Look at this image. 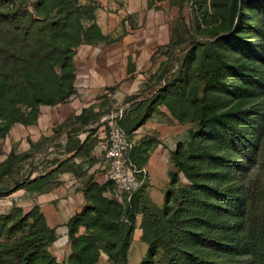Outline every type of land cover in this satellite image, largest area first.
Returning a JSON list of instances; mask_svg holds the SVG:
<instances>
[{
	"label": "trees",
	"instance_id": "1",
	"mask_svg": "<svg viewBox=\"0 0 264 264\" xmlns=\"http://www.w3.org/2000/svg\"><path fill=\"white\" fill-rule=\"evenodd\" d=\"M160 1L146 0V6ZM166 1L178 6L185 2L186 18L172 17L168 39L156 44L148 58L157 53L166 57L143 79L140 90L125 97L128 105L119 123L128 134L150 116L155 104L162 103L177 121L196 119L198 127L189 130L184 144L177 142L169 151L175 169L168 171L162 206L141 202L140 239L147 247L136 264H153L158 250L168 257L167 264H264V180L260 189L255 187L264 170V102L250 111L240 104L242 90L249 88L251 95L252 85L260 81L255 74L260 72L256 67L261 56L254 57L250 49L235 41L247 57L246 62L233 66L238 77L235 98L220 106L215 92L226 60L225 51L217 45L220 39L230 40L238 26L244 25L248 1L229 0L228 7H215L214 12L222 20L212 26L206 18L212 0ZM94 8L91 3L77 0H37L31 10L20 0H0V138L15 122L34 123L40 104L60 103L75 92L74 48L106 38L94 21ZM262 10L264 16V7ZM256 17L246 22L251 36L260 35L264 29H260ZM82 19L89 22L84 24ZM205 32L221 37L201 41ZM258 46L261 49L263 44ZM125 70L124 78L133 76L134 63L129 55ZM117 85L115 82L105 88L113 91ZM94 106H82L78 113L53 125L50 135L42 137L49 141L64 132L66 157L54 159L49 169L0 185V196L18 188L49 189L45 187L48 177L57 170L77 175L76 165L68 163L77 153L92 161V141L87 135L73 139L70 128L95 117L98 112ZM245 121L254 127L250 134L243 127ZM29 142L30 147L39 144L38 140ZM219 147L225 149L222 166L216 162L214 152ZM26 153L10 147L0 160V179ZM177 171L188 184L178 181ZM142 187L122 204L110 195L113 186L109 180L97 181L88 175L80 187L84 203L65 221L70 241L65 260H57L46 251L56 233L54 226L45 222L38 204L25 211L14 205L10 211L0 213V264H96L94 239L105 242L107 264H127L134 208ZM254 190L262 196L257 204L252 197ZM82 223L89 237L76 234Z\"/></svg>",
	"mask_w": 264,
	"mask_h": 264
},
{
	"label": "rangeland",
	"instance_id": "2",
	"mask_svg": "<svg viewBox=\"0 0 264 264\" xmlns=\"http://www.w3.org/2000/svg\"><path fill=\"white\" fill-rule=\"evenodd\" d=\"M19 1V0H18ZM24 2L31 10L33 3L37 0H20ZM79 3H91L95 6L96 9L97 2L100 5L98 0H77ZM130 1V0H129ZM240 1V0H238ZM248 1L246 6V12H244V25L238 26L236 34L233 35L230 40L220 39L218 47L225 51L226 60L225 64L222 65L219 72V82L215 88L216 94H219L218 104L224 105L230 103L235 98V84L238 81V77L234 72V65L239 61L246 62L247 57L237 49L235 41H240L247 49L253 53V56H261L264 59V16L262 7H264V0H245ZM108 2V0H107ZM128 0H111L110 7L107 12V18L103 17V11L100 12V22L103 28H108L107 36L114 37L115 41L120 40L121 36L124 35L127 31L131 33L129 43L134 45V50L142 51L143 53L148 50V55L151 54L154 46L159 43H163L168 39L169 30H170V21L172 17L176 15H182L186 18L187 14V5L182 3L178 6L176 4H169L166 0L156 2L151 7L146 6V0L141 1L139 8L135 10H129L127 8ZM229 0L222 2L221 0H212L210 1V6L207 7L206 18L208 20V25H214L217 21L222 20V16H218L214 12L215 7H228ZM106 6V7H107ZM138 9L140 10L138 13ZM93 10V12H94ZM139 15V17H138ZM254 15L256 17L258 26L260 29H263L260 35L251 36L250 25L246 22L252 18ZM88 20L82 19V23L86 24ZM104 22V23H103ZM128 33V34H129ZM217 35L212 36V33L205 32L201 37V41H205L210 38H215ZM221 37V36H218ZM259 43L263 44V47L260 49L258 46ZM136 47V48H135ZM257 56V57H258ZM166 55L157 53L150 60L147 59V62L141 61L140 67L142 69L138 70L139 76L128 86V92L118 91L114 92L103 87L105 92L101 90L100 94H97L95 97L97 100L94 102L96 104V109L98 114L95 117L88 119V123L79 125L76 127H71L70 130L71 137L73 139H82L87 135L89 141H92V151L91 156L93 160L81 154L77 153L74 156L69 158L68 163H74L76 165L75 170L77 175L71 172L76 178L75 183L69 185L70 195L72 198H67L66 196L61 195V189L58 188L61 180L58 178L63 170H57L50 174L48 181L46 182L45 187L48 188H58L59 196H56L54 199L57 200L58 205L55 213L51 210L50 206H44V212L46 214L47 220L45 222L54 226V228L63 229V232L56 233L55 239L46 246V251L49 255H53L57 260H65L67 254L70 251V241L66 235V226L65 221L68 218L69 212H74L77 209H80L84 203V199H79L77 191L82 185V181L88 176L91 175L93 179L103 180L104 170L101 167L98 156L95 154L98 150L97 142L99 140L98 131L105 127V122L102 123L99 119L102 115L113 111L117 107L121 106L123 109L128 105L124 102L125 97L128 94L134 93L142 87L143 79L148 76L157 66L158 62L164 59ZM257 58L260 61L256 71V78L260 81H255L252 85L253 91L250 95V90L243 89L241 92L240 104H243V108L247 111L251 110V107L257 104L264 102V85H261V82L264 80L263 71H264V60ZM252 67V66H251ZM262 78V79H261ZM109 93V94H108ZM126 93V94H124ZM68 100V98L66 99ZM63 100L62 102H65ZM60 102V103H62ZM20 108H23L22 104H18ZM63 107V106H62ZM52 115L54 117L48 122L47 127L55 125L67 120L72 113L60 117L61 113L56 108H52ZM122 109V110H123ZM123 113V112H122ZM45 114V112H42ZM64 114V112H62ZM251 118H248L250 121ZM249 121H245L244 126L246 134L253 132V128ZM52 127V126H51ZM198 127L197 120L191 119L184 122L177 121L169 112L167 107L162 103H157L152 108L150 116L143 121L137 128L127 134V136L132 140L133 147L129 152L130 159L136 163V161L143 160L141 164L145 167L147 172V179L143 187L140 189L141 196L135 204L134 211V222L133 229L131 232V238L129 240V245L126 250V263L127 264H136L141 258H143L146 251L147 243L140 239L142 232V227L140 225L141 221V202L149 205L151 207L160 208L163 203V193L168 187V171L174 170L175 167L172 164L169 158V151L174 148L177 142L185 143L189 136V130H195ZM123 129V128H122ZM29 132L26 125L21 126V123H13L5 136L0 138V160L5 156V153L9 150L10 147H13L16 152L27 151V153L20 159L15 160L13 164L8 168V171L3 173L0 179L1 186L10 185L13 181L19 180L27 175H34L39 171L49 169L53 165V160L63 159L68 155V152L65 151L66 145V134L63 132L49 141H43V135L38 136V138L31 140L28 136ZM31 141H39V144H34L30 147ZM217 155L216 162L223 164L221 162V156L225 154V149L219 147L214 151ZM151 156V159L148 158ZM137 164V163H136ZM32 169H36L31 173ZM70 172V171H69ZM222 172V171H220ZM178 181L181 184H188V180L183 176L181 171H177ZM264 180V170L258 175L257 182L255 187L260 189L259 185ZM28 192H41L36 190H29L23 188ZM42 190V191H46ZM110 194V193H109ZM111 196H114V190H111ZM253 201L255 204L261 201L262 196L259 194L258 190L252 192ZM66 197V204H61L59 198ZM22 201V205L16 204V202ZM25 199L21 198V195L18 196H0V213H6L14 205H18L22 208L23 211L27 210L31 205L36 204H26L28 201L24 202ZM56 203V204H57ZM52 224V225H51ZM87 230L84 227V224H79L77 227L76 234H86ZM87 237L88 234H86ZM94 244L98 249V255L96 258V264H107V255L103 251L105 242L94 239ZM153 264H167L168 257L163 255V253L158 250L155 253V259Z\"/></svg>",
	"mask_w": 264,
	"mask_h": 264
},
{
	"label": "crops",
	"instance_id": "3",
	"mask_svg": "<svg viewBox=\"0 0 264 264\" xmlns=\"http://www.w3.org/2000/svg\"><path fill=\"white\" fill-rule=\"evenodd\" d=\"M98 1L100 2V5L97 2L96 9L94 10V21L106 38L105 40L92 43H80L74 48L72 60L75 67L73 79L75 92L69 95L68 100L65 102L53 105L40 104L38 106L39 112L36 121L26 125L29 132L28 136L31 140L38 138L40 135L48 136L52 133L51 126L53 125L47 127L48 122L54 117V115L51 114L53 111L52 108L58 109L61 113L60 117L62 118L70 112L72 114H76L80 111L82 106L94 103L97 100L96 95L101 93L103 87L105 88L107 85H112L115 82H118V85L113 90V94L117 93V88L118 91H121V93L128 92L127 88L131 81L133 82L136 77L139 76L138 70L142 69L140 67L141 61H143V63L147 62L149 57L148 50L144 53L142 51H135L134 45L129 43V39L131 37V33H129V31L122 35L120 40L116 41L114 37L107 36L108 28L104 29L101 25L99 10L103 11V17L107 18V12L110 11H108L110 8L108 6H110L109 4L111 0H108V2L107 0ZM141 1L143 0H128L127 8H129V10H135L136 8H139ZM139 11L140 10L138 9V13ZM127 55L130 56V60L134 63V70L132 77L124 78L126 77L125 67ZM102 91L105 92L104 89ZM95 108L96 104L94 106V109ZM42 112H45V114H42ZM62 112H64V114H62ZM21 126L23 125L21 124ZM148 159L153 160V158L151 159V156ZM58 178L61 180L58 186V188L60 187L59 189H61V192H63L61 195L66 196L67 198H72L69 194V191H71L69 185H71V183L78 182L76 181V178L71 175V172L68 170H63ZM95 180L100 181L97 178ZM58 188H49L46 191L36 193H30L25 191L23 188H18L7 195L10 197L21 195V198L25 199L24 202L28 201L26 204H38L45 219L47 220L48 218L44 212V206L49 205L53 213L56 212L57 206L60 207L57 200L54 199L56 196H59L57 191ZM76 196H78V198L82 201L83 197L80 188L77 191ZM66 197L59 198V202H61V204H66ZM16 204L22 205L23 203L20 201L16 202ZM70 214L71 212L68 213V216ZM63 231V229L55 228L56 233Z\"/></svg>",
	"mask_w": 264,
	"mask_h": 264
},
{
	"label": "built area",
	"instance_id": "4",
	"mask_svg": "<svg viewBox=\"0 0 264 264\" xmlns=\"http://www.w3.org/2000/svg\"><path fill=\"white\" fill-rule=\"evenodd\" d=\"M122 109L119 106L100 117L99 120L105 122V127L98 131V150L95 154L104 170L103 180L111 182L114 197L125 204L145 184L147 172L144 166L136 164L129 157L133 142L119 123Z\"/></svg>",
	"mask_w": 264,
	"mask_h": 264
}]
</instances>
